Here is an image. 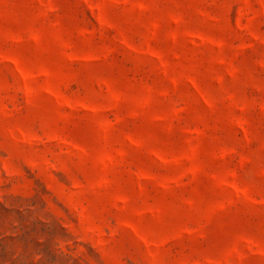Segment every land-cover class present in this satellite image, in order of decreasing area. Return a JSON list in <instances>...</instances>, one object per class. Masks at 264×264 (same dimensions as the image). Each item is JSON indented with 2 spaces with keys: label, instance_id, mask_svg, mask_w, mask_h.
<instances>
[{
  "label": "rangeland",
  "instance_id": "rangeland-1",
  "mask_svg": "<svg viewBox=\"0 0 264 264\" xmlns=\"http://www.w3.org/2000/svg\"><path fill=\"white\" fill-rule=\"evenodd\" d=\"M0 264H264V0H0Z\"/></svg>",
  "mask_w": 264,
  "mask_h": 264
}]
</instances>
